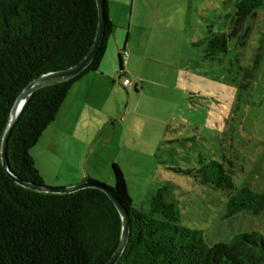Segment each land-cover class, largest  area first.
Here are the masks:
<instances>
[{"label":"rangeland","instance_id":"rangeland-1","mask_svg":"<svg viewBox=\"0 0 264 264\" xmlns=\"http://www.w3.org/2000/svg\"><path fill=\"white\" fill-rule=\"evenodd\" d=\"M235 1L106 0L116 26L107 42L115 43V33L126 41L125 76H136L143 90L122 86L115 70L102 82L104 99L86 106L87 123L76 137L47 126L30 149L43 183L68 186L90 177L113 186L115 162L133 207L147 211L164 187L178 222L200 230L207 244L244 232L264 238V208L227 215L226 196L184 172L214 159L229 170L235 188L264 191V0L233 35L247 31L245 43L229 42L224 65L231 71L201 62L192 44L208 29L228 31L226 14ZM235 56L254 67L248 84L236 73Z\"/></svg>","mask_w":264,"mask_h":264},{"label":"trees","instance_id":"trees-1","mask_svg":"<svg viewBox=\"0 0 264 264\" xmlns=\"http://www.w3.org/2000/svg\"><path fill=\"white\" fill-rule=\"evenodd\" d=\"M261 2L236 0L233 12L226 14L228 31L208 29L192 43L200 49V61L231 71L224 65L229 42L243 45L247 36L245 30L233 36L231 25L252 16ZM113 27L107 16L102 42L86 68L30 94L5 147L9 169L18 178L44 184L30 149L55 118L73 82L98 69ZM96 29L95 0H0V145L11 107L23 88L45 72L78 62L88 52ZM235 61L236 73L246 81L242 85L248 84L254 67L241 66L237 56ZM119 64V76L124 77L122 61ZM111 168L114 185L108 187L129 217L126 244L115 264H264V238L259 233L244 232L227 243L207 244L200 230L178 222L175 204L165 199L164 187L156 189L147 211L137 209L120 168L115 162ZM184 172L219 189L226 196L227 215L264 208V191L235 188L229 170L217 160ZM84 182L103 184L90 177ZM120 232L118 211L101 189L36 191L15 182L3 169L0 156V264H105Z\"/></svg>","mask_w":264,"mask_h":264},{"label":"water","instance_id":"water-1","mask_svg":"<svg viewBox=\"0 0 264 264\" xmlns=\"http://www.w3.org/2000/svg\"><path fill=\"white\" fill-rule=\"evenodd\" d=\"M95 1H96V6H97V29H96L93 42L88 52L75 64L68 66L66 68H63V69L45 72L35 77L34 79H32L23 88V90L20 92V94L18 95V97L16 98V100L14 101L11 107L9 118H8L7 124L5 126V129L1 137L0 156H1V163H2L3 169L6 171V173L15 182L25 187H28L30 189H33L36 191H42V192H52V193H70L78 189H81L83 187L94 186L104 191L106 195L110 198L112 203L114 204L116 210L118 211L119 217L121 219V232H120V238H119L118 244L116 248L114 249L113 253L111 254V256L109 257V259L105 263V264H115V262L118 260L126 244V240L128 236L129 217H128L125 207L121 204V202L116 197V195L113 193V191L105 184H96V183H89V182H81L78 184L68 185V186L50 187V186H46L45 184L37 185L31 182L22 180L10 171L7 158H6V154H5V147H6V142H7V137L9 135V132L14 122L18 118L19 114L21 113L30 94L34 90L40 87L53 84V83H57L60 81H64V80H67L75 76L80 71H82L84 68H86L88 64L93 60L102 42L103 34H104V25H105L106 17L108 16L104 0H95ZM243 22L244 20L241 21L238 25H235L233 27L232 35L235 34L236 30L243 24Z\"/></svg>","mask_w":264,"mask_h":264},{"label":"crops","instance_id":"crops-1","mask_svg":"<svg viewBox=\"0 0 264 264\" xmlns=\"http://www.w3.org/2000/svg\"><path fill=\"white\" fill-rule=\"evenodd\" d=\"M108 15V14H107ZM110 20V19H109ZM114 26L112 28H115ZM111 31V33H112ZM122 43V42H121ZM118 41L115 33V43H106V48L104 54L99 62L98 69L95 71H89L82 75L71 85L65 99L63 100L59 110L56 113L53 121L48 125L52 126V130L57 131L66 135L68 138L76 137V135L83 129L86 125V119L84 114L86 112V106H98L101 102L100 88L103 85L105 79L108 80L110 73L115 70L118 71L119 76V66L120 61L123 63V69L125 70V65L128 64V53L125 52L126 41L122 44ZM133 54V52L131 51ZM125 54L126 59L123 60V55ZM138 56V55H137ZM144 57V56H143ZM131 75H138L136 72H132ZM124 77H126L124 75ZM136 77V76H135ZM133 78L131 80V86L136 89L143 90V87L139 85L138 78ZM123 77L121 78V80ZM73 182H68L67 185H72Z\"/></svg>","mask_w":264,"mask_h":264},{"label":"built area","instance_id":"built-area-1","mask_svg":"<svg viewBox=\"0 0 264 264\" xmlns=\"http://www.w3.org/2000/svg\"><path fill=\"white\" fill-rule=\"evenodd\" d=\"M121 84L124 87H130L131 86V80L128 77H123L121 80Z\"/></svg>","mask_w":264,"mask_h":264}]
</instances>
